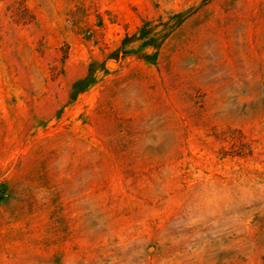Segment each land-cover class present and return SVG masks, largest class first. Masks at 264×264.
<instances>
[{
  "label": "rangeland",
  "instance_id": "1",
  "mask_svg": "<svg viewBox=\"0 0 264 264\" xmlns=\"http://www.w3.org/2000/svg\"><path fill=\"white\" fill-rule=\"evenodd\" d=\"M0 264H264V0H0Z\"/></svg>",
  "mask_w": 264,
  "mask_h": 264
}]
</instances>
